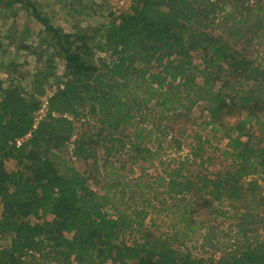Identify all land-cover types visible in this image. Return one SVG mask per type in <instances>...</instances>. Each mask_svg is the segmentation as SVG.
Listing matches in <instances>:
<instances>
[{
	"label": "trees",
	"instance_id": "1",
	"mask_svg": "<svg viewBox=\"0 0 264 264\" xmlns=\"http://www.w3.org/2000/svg\"><path fill=\"white\" fill-rule=\"evenodd\" d=\"M12 1L41 26L26 29L38 38L40 50L31 48L42 65L29 88L16 81L13 61L11 76L0 77V239H8L0 264H264V53L247 52L264 47V0H132L88 34L66 31L33 0ZM200 100L212 117L248 109L212 127L230 158L222 171L189 174L211 146L200 134L183 159L160 160L166 169L151 178L111 168L95 189L74 166L72 156L96 157L98 146L107 156L126 148L133 163L158 158L168 130L161 120ZM86 116L97 119V132L73 141L75 121ZM8 159L18 168L8 170ZM161 215L168 231L156 225ZM131 229L144 231L119 241Z\"/></svg>",
	"mask_w": 264,
	"mask_h": 264
},
{
	"label": "rangeland",
	"instance_id": "2",
	"mask_svg": "<svg viewBox=\"0 0 264 264\" xmlns=\"http://www.w3.org/2000/svg\"><path fill=\"white\" fill-rule=\"evenodd\" d=\"M11 1L12 0H0V40L2 38V41L6 43L5 47L0 49V77L5 80L7 79L10 75L8 65L13 61L19 64L18 67H16L15 74L13 71V75L18 77L16 81L21 82L24 87L29 88L33 71L42 65V63L37 60L36 55L32 53L31 47H36L38 38L36 35L33 37L34 34L31 33L30 29L37 33L41 26L34 19L29 10H25L21 7V4L12 3L13 7H9ZM33 1L36 2V5L40 10L52 16L55 24L61 25L66 31L83 32L85 34L94 31L97 27L108 24L121 12L127 10L131 5L130 0H119L123 1L120 8L114 7L116 0ZM7 2L9 4H7ZM12 12L16 13L15 16H12ZM26 26L30 27L28 31ZM2 35L9 38L5 39ZM11 37L13 42H10ZM23 39L31 45L30 48H22ZM36 49L39 51L40 47H36ZM247 52L248 54L250 53L251 56L260 55L259 57L262 58L264 47L262 44H256L253 47H248ZM201 57V52L193 53L195 63L199 64L201 62ZM56 63L58 65L56 71L61 75L63 69L59 59L56 60ZM153 70L156 69L154 68ZM54 88H49L48 92H51ZM208 106L209 103L207 101L200 100L186 109L179 108L166 114L161 120V123L166 125L168 129L166 139L162 142V147L159 149L158 158L154 160L133 163L129 158V152L126 148L120 149L119 152L114 151L113 154L107 156L106 153L103 152V148L98 146V154H96V157H90L88 160H79L72 156L73 164L77 169L85 172L86 175L89 176L90 184L95 189L100 187L104 181L103 179L106 173L111 168L114 170L117 169V171L123 173L126 178H151L157 174H163L166 169V163L169 161L174 159L175 161L173 163H176L183 159L189 152L190 143L194 144L196 136L200 134L204 138H211V146L206 149V152L204 153L203 158L206 163L203 164V167L194 163L193 165H190L191 172H189V174H196L198 171L203 170L204 173H213L211 175H214L227 168L230 163V158L228 155L224 154L227 148L225 146L226 141L222 140L220 137L222 134L219 132L217 133V137L212 138L213 125L220 121L233 124L239 119L244 118L248 113V109L236 107L228 108L212 117ZM97 124V119L92 116H86L76 120V129L72 140L74 141L78 139L84 131H87L88 133H91L92 131L97 132ZM133 130V128H128L126 133H133ZM107 132L108 131H105V133ZM257 134H259V132H257ZM260 136L262 135L260 134ZM218 137L220 139H218ZM173 138L182 141V150H176L172 140ZM72 147L73 145L71 144V148ZM70 155L72 154L70 153ZM160 160H163L166 163L161 164ZM6 167L8 170H15L18 168V162L14 159H8ZM168 220L169 218L164 215H161L156 220V225H159L160 231H168ZM143 231L144 229L139 231L137 229L126 230L120 234L119 241L133 243V241L140 238ZM7 244V238L0 239V249L7 246ZM187 244L192 245V242H188ZM191 249L194 254L201 253L199 247H192Z\"/></svg>",
	"mask_w": 264,
	"mask_h": 264
},
{
	"label": "built area",
	"instance_id": "3",
	"mask_svg": "<svg viewBox=\"0 0 264 264\" xmlns=\"http://www.w3.org/2000/svg\"><path fill=\"white\" fill-rule=\"evenodd\" d=\"M130 2L132 3V0H130ZM122 3H123V1L116 0V2L114 4V7L115 8H120ZM55 90L56 89L54 88L51 92H48V95H46V96H44L42 98V106H41V108L39 109V111L36 114L34 126H36L39 123V121L45 116L46 111H47V105H48V97L51 94H53ZM30 136H31V133H28L24 137L17 139V141H16L17 144H22V142L27 140Z\"/></svg>",
	"mask_w": 264,
	"mask_h": 264
}]
</instances>
